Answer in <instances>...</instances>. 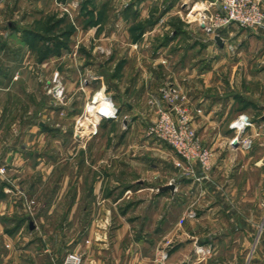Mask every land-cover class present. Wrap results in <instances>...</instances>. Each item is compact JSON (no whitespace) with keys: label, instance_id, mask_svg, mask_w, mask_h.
<instances>
[{"label":"crops","instance_id":"0c3cea01","mask_svg":"<svg viewBox=\"0 0 264 264\" xmlns=\"http://www.w3.org/2000/svg\"><path fill=\"white\" fill-rule=\"evenodd\" d=\"M260 1L264 9V0ZM74 3L79 5L74 7ZM178 3L179 0H0V159L5 157L7 164L15 163L10 171L16 174L7 181L0 174V219L16 215L29 225L27 234L24 233V224L15 229L0 227L1 248L4 252H12L9 258L3 257L4 264H12V261L13 264H19L17 254L11 259L19 244L31 251L32 257H27L31 259L35 257V250L42 255L51 251V240L48 242L43 233L40 234L43 239H40L39 244L38 233L41 230L36 229L31 222L35 213L30 215L27 209L30 203H36L32 199L35 188L31 183L33 175L30 172L39 169L29 166L28 158L39 155L36 144L40 140H47L49 156L56 150L53 141L57 140L60 144L57 150L64 155L69 133L62 129L53 133L46 125L39 132L35 129L34 117L27 116L23 120L18 116L20 82L25 84L24 81L35 73V54L30 50L34 45V29L42 24L49 12L75 28L70 37L75 48L73 50L71 47L72 52L65 50L66 53H60L56 59L57 65H53L51 60L53 64H37L44 67L41 69L44 77L58 69L67 74L70 66L66 60L70 54L80 64L74 68L75 71L78 70L82 75L98 74L94 71L96 64H85L80 52L89 48L85 44L88 36L94 44L103 42L108 48L115 46V51L121 44L126 46H121L124 56L111 71L112 80H108L107 86L103 88L112 96L121 115L125 116L122 118V139L125 140L122 160L130 165V170L138 178L133 183L120 184L117 180L104 183L96 175L89 186L94 203L104 197V201L116 207L125 201L127 195L133 193L140 196L146 192H150L149 200L144 202L172 200L178 203L179 192L184 188L192 195L195 188H203L202 212L194 218L183 215L182 220H192L187 221L185 228L180 229L176 227L177 224L174 228H165L169 216L155 211L139 213L137 217H132L130 212H116L112 219L120 220L117 235L127 237L131 229L130 222L135 219L140 222L142 235L139 241L144 246L152 244L145 242L146 236L152 235L186 236L190 247L198 244V241L204 247H211V237L254 236L251 249L257 253V258L251 260L250 264H264V31L244 30L234 25L221 31L225 43L220 46L215 37L207 35L198 26L182 21ZM105 7L114 12L110 25L104 23ZM155 8L158 14H153ZM104 27L111 28V33L104 34ZM94 50L90 48L91 55H96ZM115 54L106 57L114 61ZM103 66L100 65L101 68ZM19 72L22 80L18 83L15 76ZM166 83L178 87L187 96L186 107L194 117V126L204 144L213 151V176L202 182V185L185 180L174 166L177 158L173 150L146 136V130L157 118L158 109L163 106L160 89ZM83 90L89 95V100L94 90L92 85ZM23 107L29 108L27 105ZM49 108L46 109L45 119L50 116L53 118V110ZM64 110L66 112V108ZM242 114L250 116L255 123L250 132L257 137L250 151L228 147L234 135L229 125ZM22 126L32 130L19 132ZM114 136L112 133L108 140ZM18 140H21L20 145ZM73 151L75 156L87 157L92 155L93 150L75 146ZM47 161V174L51 175L55 161L51 158ZM24 172L25 179L19 181L20 174ZM201 173L199 169L198 175ZM172 179L177 189H170L169 182ZM73 186L76 189L74 205H78L83 202L81 178L78 184L74 181L69 189ZM105 188H111V196L104 195ZM57 197L61 198L60 195ZM52 214L50 211L46 216ZM89 216L88 237L92 241L97 234L100 217L99 213H90ZM37 218L42 220L41 215ZM53 246L55 251H59L57 245ZM75 246L79 248L80 242ZM100 248L103 250L104 247ZM86 264L136 263L89 260ZM138 264L148 263L144 260Z\"/></svg>","mask_w":264,"mask_h":264},{"label":"rangeland","instance_id":"374dc122","mask_svg":"<svg viewBox=\"0 0 264 264\" xmlns=\"http://www.w3.org/2000/svg\"><path fill=\"white\" fill-rule=\"evenodd\" d=\"M185 1L186 0H179L178 3L179 16L182 21L187 24L198 26L203 30L197 21L192 20L188 23L183 20L182 17L185 16L182 5ZM155 10L156 8L152 10L153 14H158V11ZM103 11L104 15H106L104 23L110 25L112 23L110 18L113 19L114 12L110 9L108 10L106 7ZM49 13V16L44 18L42 24L34 29L35 32L38 33L33 36L32 40L34 41V45L30 47V50L35 54V64L33 65L35 67L34 76L30 77V79H26V81H24L25 84L20 82L22 80L20 72L15 76V81L18 83L20 82L18 91L20 103L18 116L22 117L20 119L23 120L27 119V116L34 117V126L39 132L41 130L43 131L42 126L44 125L49 127L53 133L58 132L61 129L68 132L69 134L66 136L67 139L65 141L67 143L65 145L67 151L64 155H61L59 150H57V148L60 147V144L56 140L53 141L56 150L51 152L52 154L49 156V153L46 150L48 144L47 140H40L36 144V147L38 148L36 151L39 155H32L29 158L27 157L30 161L29 166L32 168H39L38 170L30 172L33 175L31 183L35 188V192L32 193V199L36 200V203H30L32 209L31 212L35 213V217L31 216V222H33L36 229L39 228L41 230V232L39 230L40 233H38L39 244L40 239H43V237L40 236L41 233H43L45 238L48 239V242L51 240V251H49L50 253H47L48 255L43 251L45 254L42 255L35 250V257L34 259H31L27 258L28 256L32 257L29 253L31 251L27 250L26 246L24 248V246L19 244V247L16 249L17 252H15V255L11 256V259H14L17 254L19 264H64L69 255L78 254L82 256L83 264H86L89 260L103 262L111 260L133 261L136 264L144 260H146L148 264H250L251 260L257 258V253L251 249L254 236L231 235L223 237L218 236L215 237V239L214 237H211L213 245L211 247H204L200 244V241H198V244L195 246L190 247V242L188 243L186 236L184 237L173 234L163 236L152 235L146 236L147 239L145 241L146 243L152 242V244L149 243L144 246V243L141 244L139 241V238L142 235L139 227L140 222L135 219L132 221L130 220L131 229L127 237L125 235L121 237L117 235L116 230L120 220L112 219V216H114V213L116 212H130L132 213V217H137L139 213L155 211L169 216V219L165 222V228H174L175 224H177L176 227L178 226L180 229L185 228L188 223L187 221L192 220L187 218L185 221L182 220L181 217H183V215H186L185 217L194 218L202 212V198L204 197L202 196L203 188L200 187L198 190L195 188L193 195L188 194V191L184 188L179 192L177 198L178 203L172 200L164 202L158 201L157 203L155 201L144 202L145 200H149L148 193L150 192H146L140 196L131 193L126 196L124 202H121L116 207L110 202L104 201V197L102 199L100 198L97 203H94L89 194V186L96 175L99 177V180L104 183L112 180H117L120 184L133 183V181L136 182L138 178L136 173L130 170V165L122 160L124 159L122 158V148L125 144V140L123 141L122 139V133L124 131L122 118L125 116L121 115L120 110L117 119L102 121L99 125L97 124L98 133L96 135L93 134L95 130L92 129L94 128V119L92 122L87 120L81 125V119L85 117V114L87 113L86 105L90 100L87 99L89 95L84 93L83 89H85L86 86L92 85L94 90L91 97L97 93L105 91L106 88L103 87L107 86V82L112 80L111 71H114L124 56L125 52L121 46H126L121 44L116 51L115 46L108 48L103 42L95 43V46L91 37L88 36L89 39H86L85 44L89 46V48H84L83 50H80V52L82 56H84L85 64H96L94 71L95 73L98 72V74L82 75L78 70L75 71L74 68L80 66V64L76 63L75 60H73L74 58H72V54H70L66 60L68 66H70L67 70L69 71L67 74H64V71L58 69L44 77L41 73V69H44V67H40L37 64L43 62L46 64L45 62L49 63L53 61L54 64L53 62L51 63L57 65L58 62H56V59L60 53H64L65 50L72 52V48L73 50L75 48V45L73 44L74 42H70V37L74 34L75 28H73L71 24H68V22L61 20L63 18H60L53 12ZM116 18L117 16H115V19ZM80 30L82 31V29ZM103 30L106 35L107 33H111V28L104 27ZM85 33L86 32H84V34ZM90 48H93V50L95 48L94 53L96 55L90 54ZM114 52H116L115 60L109 61L106 56H111ZM46 59H49V61ZM31 63L32 62H30V64ZM101 64L104 65L103 68L100 67ZM76 72H78V74H76ZM56 73H59L60 78H63L62 82L66 89V99L63 104L57 102L53 96L49 94V90L54 87L53 81ZM166 84H164V86ZM93 85H96V87H93ZM163 87H161V89ZM81 103H83L82 107H80ZM26 105L29 106L28 109L23 107ZM47 107H50L49 109L53 110V118H50L51 116L49 119L44 118L46 115V109H48ZM65 108L66 112L68 111L67 113L64 110ZM75 109H77L76 112ZM195 129L197 131L196 127ZM27 130H32V128L27 129L25 126H22L20 127L19 132H25ZM81 131H86L84 136L80 134ZM112 133H114L115 136L108 140ZM199 136L201 137L200 134ZM201 139L204 144L202 137ZM20 144L21 140L19 141V145ZM75 146H80L87 150L92 149V155L87 157H80L79 155L75 156V152L73 151ZM33 153L35 152H32V154ZM2 158L4 159H0V164H3L2 169L0 170L1 176L4 177L2 179L4 181H7V179L11 180V178L14 177L13 175H16L13 174L14 172L10 171L15 163L12 162L13 164H7V158ZM48 158L55 161L54 172H52L51 175L47 174L48 171L46 170L49 166L47 161ZM133 158L132 155L131 159ZM80 165L82 168H78ZM198 170L199 169H197L196 175L198 177L203 176V172L201 175H198ZM20 175L19 181H23L26 176L25 172ZM180 175L187 181H193L192 179H187L181 173ZM212 176L211 171L209 178L211 179ZM80 178L82 180L83 202L74 205V194L76 189L74 186L71 190L69 188L70 186L72 187L74 181L78 184ZM174 182L175 180L172 179L169 182V185L174 186V188L177 189L176 182ZM197 184L198 183H196V185ZM198 185H202V183ZM105 191L106 193L104 192V195L111 196V188H105ZM57 195H60L61 198L57 197ZM200 199L201 202L199 204L198 202ZM28 208L29 206L27 209ZM50 211L53 213L52 216H46V213ZM90 213H99L100 217L97 221V234L92 241H89L88 237L91 222L89 216ZM39 215H41L42 220L37 218ZM193 215L194 217H192ZM12 216L14 217L0 219V227L15 229L24 224V227H26L24 233L27 234V228L29 225L26 224L20 216ZM150 226L151 225L148 227ZM54 239L57 241H53ZM78 242L81 244L79 248L75 246ZM53 245H57L59 251H55ZM1 247L2 246L0 245V264H4L3 257L9 258L12 252H4V249ZM100 247H104L103 250ZM177 249L178 251H176ZM40 252L42 253V249H40Z\"/></svg>","mask_w":264,"mask_h":264},{"label":"built area","instance_id":"2783aa9c","mask_svg":"<svg viewBox=\"0 0 264 264\" xmlns=\"http://www.w3.org/2000/svg\"><path fill=\"white\" fill-rule=\"evenodd\" d=\"M78 5L79 3H74V7ZM182 9L185 16L182 17L183 20L188 23L192 20L197 21L208 35L220 38L222 45L225 40L220 35L221 31L234 25L244 30L264 31V9L260 0H186ZM62 80L59 73H56L54 87L49 90V94L63 104L66 89ZM160 93L163 106L158 110L157 120L148 127L146 136L173 150L177 158L174 162L175 168L184 177L198 184L209 180L212 171V150L203 144L194 127V117L186 107L187 96L172 84H166ZM86 110L81 125L87 120L92 122L94 119L92 128L95 130L94 135L98 133L97 127L102 121H111L119 116L118 107L106 91L91 97ZM254 126L255 123L250 116L242 114L236 117L229 126L234 134L229 140V148L252 150L257 137L250 132ZM85 133L86 131L80 132L82 136ZM197 169H201L203 176L196 175ZM28 209L32 215L30 205ZM64 264H83V258L78 254H71Z\"/></svg>","mask_w":264,"mask_h":264},{"label":"water","instance_id":"95a60500","mask_svg":"<svg viewBox=\"0 0 264 264\" xmlns=\"http://www.w3.org/2000/svg\"><path fill=\"white\" fill-rule=\"evenodd\" d=\"M216 41H217V43H218L220 46H222L221 41H220V38L217 37V38H216ZM170 189H174V186H171Z\"/></svg>","mask_w":264,"mask_h":264},{"label":"trees","instance_id":"16d2710c","mask_svg":"<svg viewBox=\"0 0 264 264\" xmlns=\"http://www.w3.org/2000/svg\"><path fill=\"white\" fill-rule=\"evenodd\" d=\"M38 33H35L34 35H37ZM60 45H61V43H60Z\"/></svg>","mask_w":264,"mask_h":264}]
</instances>
